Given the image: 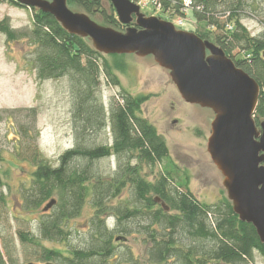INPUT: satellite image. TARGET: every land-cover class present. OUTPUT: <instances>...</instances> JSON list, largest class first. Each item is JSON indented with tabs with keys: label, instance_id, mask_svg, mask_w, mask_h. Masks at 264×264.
<instances>
[{
	"label": "trees",
	"instance_id": "trees-1",
	"mask_svg": "<svg viewBox=\"0 0 264 264\" xmlns=\"http://www.w3.org/2000/svg\"><path fill=\"white\" fill-rule=\"evenodd\" d=\"M103 1L68 0V5L79 7L91 18L99 15L104 26L125 32L129 26L119 22L112 5L105 9ZM158 1L165 13L182 14L185 0ZM0 4L27 9L14 0H0ZM31 11L30 31L13 29L7 17L0 21V33L8 43L25 39L35 47L31 63L39 81L68 80L75 146L59 157L57 168H52L37 148L28 146L26 150L35 171L33 186L24 194L25 207L37 210L56 200L49 212H43L44 216L52 212V216L42 219L39 238L19 232L27 250L39 248L45 263L113 264V242L119 237L126 242L129 236L139 235L144 237L151 264H253L255 254L264 259V244L256 230L240 221L227 197L214 205L201 202L191 193L188 180H176L168 167L153 183L145 179L143 166L154 169L170 156L165 140L141 116L147 98L124 91L120 100L110 103L108 112L101 96V78L105 76L110 86L120 84L104 55L87 39L66 32L51 15ZM190 15L205 26L193 33L221 48L237 68L259 84L261 96L255 115L264 120V0H192ZM247 19L263 26L259 37H253L246 28ZM115 68L125 72L122 64ZM107 132L112 135V144L107 140L99 144ZM107 159H114L117 168L103 177L98 173V163ZM127 187L132 190V201L112 207V201ZM88 199L95 214L85 248L72 249L69 257H62L39 245L38 239H65L68 233L64 225L80 216ZM108 215L115 218L113 229L105 223Z\"/></svg>",
	"mask_w": 264,
	"mask_h": 264
},
{
	"label": "rangeland",
	"instance_id": "rangeland-1",
	"mask_svg": "<svg viewBox=\"0 0 264 264\" xmlns=\"http://www.w3.org/2000/svg\"><path fill=\"white\" fill-rule=\"evenodd\" d=\"M145 2L147 7L141 8L144 15L173 23L176 21L177 17L171 20L149 4V0ZM103 5L105 9L110 8L107 0L103 1ZM70 8L74 12L84 13L77 6L72 5ZM7 17L15 30L30 31L33 28V12L29 9L0 4V21ZM186 17L185 24L177 29L196 32L205 27L203 24L198 25L190 13ZM92 19L103 25L99 15ZM244 25L253 37H259L263 32V26L255 20L247 19ZM34 50L35 47L29 41L24 39L8 43L0 33V264H46L42 262L39 248L27 250L19 238V232L39 238L42 219L52 216V212L44 216L43 208L47 203L37 210L25 207L24 194L33 186L35 171L26 155L28 146L37 148L52 168H57L59 157L75 146L68 80L39 81L31 63ZM104 60L113 68L120 84L118 87L110 86L106 77L102 76L101 96L106 110L109 112L110 103L120 100L124 91L134 97H146L141 116L155 127L169 148V159L162 165L154 169L143 166L142 175L145 179L152 182L155 175L159 176L168 167L170 170L172 168L176 180H188L191 193L201 202L214 205L227 197L223 186L224 177L213 164L207 150L211 124L215 118L213 112L185 103L169 72L159 67L152 57L139 58L129 54L114 58L104 55ZM117 64L125 67L124 73L116 71ZM175 121L177 124L174 125ZM103 136L99 144L107 140L111 145V133H104ZM116 168L114 159L98 163V173L103 177H108ZM130 192L132 194V190L127 187L120 198L112 201L111 206L118 208L127 205L128 199L132 201ZM94 214L95 210L88 199L80 216L64 225L68 233L65 239H38L39 245L59 252L62 257H69L72 249L85 248ZM105 223L110 229L116 225L111 215L105 217ZM126 239V242H113V264H151L146 256L144 237L132 235ZM50 263L60 264V261ZM253 264H264V259L255 254Z\"/></svg>",
	"mask_w": 264,
	"mask_h": 264
},
{
	"label": "water",
	"instance_id": "water-1",
	"mask_svg": "<svg viewBox=\"0 0 264 264\" xmlns=\"http://www.w3.org/2000/svg\"><path fill=\"white\" fill-rule=\"evenodd\" d=\"M14 1L51 15L66 32L87 39L103 55L152 57L169 72L185 103L211 110L215 118L208 154L224 177L234 213L254 227L264 244V120L259 130L255 114L261 88L249 74L215 44L172 22L144 15L129 0H110L119 22L129 26L125 32L100 25L85 12H74L68 0ZM55 205L51 200L43 212Z\"/></svg>",
	"mask_w": 264,
	"mask_h": 264
},
{
	"label": "built area",
	"instance_id": "built-area-1",
	"mask_svg": "<svg viewBox=\"0 0 264 264\" xmlns=\"http://www.w3.org/2000/svg\"><path fill=\"white\" fill-rule=\"evenodd\" d=\"M132 3L138 5L140 8H144L147 7V5L145 6V1L146 0H129ZM149 4H151L152 6H154L157 10L162 11L169 19L173 20L174 17H177L176 21L173 23L176 27H182L185 24V21L187 19L186 14L190 13V10L192 8V0H185L184 1V6L182 9V14L176 15V14H172V13H165L163 11V7L162 5L159 3L158 0H149ZM175 20V19H174ZM172 22V21H171Z\"/></svg>",
	"mask_w": 264,
	"mask_h": 264
},
{
	"label": "flooded vegetation",
	"instance_id": "flooded-vegetation-1",
	"mask_svg": "<svg viewBox=\"0 0 264 264\" xmlns=\"http://www.w3.org/2000/svg\"><path fill=\"white\" fill-rule=\"evenodd\" d=\"M260 96H261V94H260ZM260 99V98H259ZM255 121H256V123H257V127H258V129L260 130V124H261V122L263 121V119L262 120H259L257 117H256V115H255ZM175 124H177V121H175L174 122V125ZM212 125V124H211ZM134 163H136L137 164V159H134V161H133ZM157 179H159V177L158 176H154V179H153V181H152V183L154 182V181H156ZM157 202H159L158 200H156Z\"/></svg>",
	"mask_w": 264,
	"mask_h": 264
}]
</instances>
